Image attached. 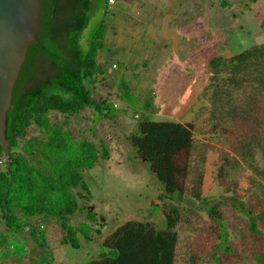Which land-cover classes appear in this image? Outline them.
<instances>
[{
    "label": "rangeland",
    "instance_id": "374dc122",
    "mask_svg": "<svg viewBox=\"0 0 264 264\" xmlns=\"http://www.w3.org/2000/svg\"><path fill=\"white\" fill-rule=\"evenodd\" d=\"M107 5L92 0L83 44L105 23L104 72L88 82L95 94L119 107L109 116L87 108L69 119L78 137L98 147L103 141L110 153L81 170L88 193L80 190L81 209L70 217L79 227L76 245L60 242L63 230L57 221L39 220L50 258L36 249L29 231L15 230L0 248V264H86L103 252L105 238L129 220L165 228L163 210L169 208L158 198L163 185L147 162L134 158L128 140L144 118L194 125L184 200L176 203L174 264H264V236L251 234L242 211L251 206L261 213L258 222L264 229V85L256 81V67L239 65L233 72L224 62L264 42V0H117ZM214 57H222L220 69L228 70L210 80L220 90L207 87ZM118 88L127 96L116 97ZM197 191L204 200L195 198ZM218 203L221 219L216 221L210 208ZM1 221L0 213L3 229ZM220 228L230 231L226 244Z\"/></svg>",
    "mask_w": 264,
    "mask_h": 264
},
{
    "label": "trees",
    "instance_id": "16d2710c",
    "mask_svg": "<svg viewBox=\"0 0 264 264\" xmlns=\"http://www.w3.org/2000/svg\"><path fill=\"white\" fill-rule=\"evenodd\" d=\"M91 5L92 0H77V3L64 0L61 5L58 0L50 5L48 0L42 1L40 40L29 46L7 112L11 170L0 145V213L4 225L0 229V248L6 246L9 232L27 230L38 243L36 249L50 258L46 229L42 223L36 224L39 220L57 221L63 230L60 242L76 245L79 227L70 222V217L81 209L80 190L88 193L81 170L94 167L99 159L110 156L103 141L98 147L92 140L78 137L69 121L87 108L109 116L113 108L119 107L108 96L95 94L96 87L88 82L104 72L100 52L105 48L106 32V25L101 22L87 46L83 44ZM221 58L210 61L213 71L207 87L219 88L218 83L210 80L227 74L228 70L220 69ZM224 62L230 63L233 72L239 65L256 67L260 72L256 81L264 85V42L225 58ZM37 72L40 75L35 78ZM235 78L231 76L228 80L234 83ZM117 90L116 97L127 96L122 88ZM32 128L35 133H31ZM128 140L134 149V158L147 162L149 171L163 185L158 198L169 208L163 210L166 226L159 228L153 222L129 220L105 238L103 252L86 264H174L180 220L176 203L184 200L194 125L144 118L139 120L138 131L131 133ZM195 198L205 199L201 198L200 191L195 193ZM218 207L219 203L210 208L211 217L216 221L221 219ZM242 211L249 218L251 234L264 236L258 222L261 213L251 206ZM220 232L226 244L230 231L220 228Z\"/></svg>",
    "mask_w": 264,
    "mask_h": 264
},
{
    "label": "water",
    "instance_id": "95a60500",
    "mask_svg": "<svg viewBox=\"0 0 264 264\" xmlns=\"http://www.w3.org/2000/svg\"><path fill=\"white\" fill-rule=\"evenodd\" d=\"M43 0H0V145L4 161L11 154L6 137L7 112L29 46L40 40ZM12 178V176H11Z\"/></svg>",
    "mask_w": 264,
    "mask_h": 264
},
{
    "label": "built area",
    "instance_id": "2783aa9c",
    "mask_svg": "<svg viewBox=\"0 0 264 264\" xmlns=\"http://www.w3.org/2000/svg\"><path fill=\"white\" fill-rule=\"evenodd\" d=\"M117 3V0H107V4L109 5V7L114 6ZM117 106V104H115Z\"/></svg>",
    "mask_w": 264,
    "mask_h": 264
},
{
    "label": "flooded vegetation",
    "instance_id": "af4514ba",
    "mask_svg": "<svg viewBox=\"0 0 264 264\" xmlns=\"http://www.w3.org/2000/svg\"><path fill=\"white\" fill-rule=\"evenodd\" d=\"M55 0H48V4L50 5L51 3H53ZM64 0H58V2H59V4L61 5L62 4V2H63ZM70 2L71 1H74V3H77V0H69ZM223 5V4H222Z\"/></svg>",
    "mask_w": 264,
    "mask_h": 264
},
{
    "label": "crops",
    "instance_id": "0c3cea01",
    "mask_svg": "<svg viewBox=\"0 0 264 264\" xmlns=\"http://www.w3.org/2000/svg\"><path fill=\"white\" fill-rule=\"evenodd\" d=\"M127 2V0H125ZM128 2H133V0H128Z\"/></svg>",
    "mask_w": 264,
    "mask_h": 264
}]
</instances>
